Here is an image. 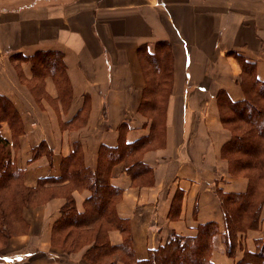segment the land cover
Segmentation results:
<instances>
[{"label": "crops", "instance_id": "0c3cea01", "mask_svg": "<svg viewBox=\"0 0 264 264\" xmlns=\"http://www.w3.org/2000/svg\"><path fill=\"white\" fill-rule=\"evenodd\" d=\"M161 41L182 48V63L174 62L165 143L148 146L142 153L153 183L136 185L122 162L111 168L110 177V183L122 191L115 212L131 221L132 248L138 259L164 242L170 230L192 235L198 224L215 221L221 231L215 190H246L247 179L230 176L221 156L231 133L220 121L217 96L224 92L232 101L243 99L244 71L237 56L252 62L255 77L264 82V0H0V96L23 122L21 133L14 136L0 121V135L16 147L12 160L29 186L41 178L59 177L62 160L74 143L83 165L93 172L101 146L115 147L148 136L150 122L138 110L147 82L140 49L156 48ZM47 51L62 56L66 81L46 73L39 97L30 58ZM36 101L55 122L49 137L34 131L33 122L24 119L22 104ZM41 143L46 151L38 147ZM34 149L38 155L32 158ZM89 195L88 189L73 192L78 211ZM63 203L56 198L32 211L43 221L16 241L27 237L40 250L47 248L51 224L46 217L50 215L53 222ZM172 208L177 215L170 221ZM141 212H152L153 217L136 225ZM263 233L264 205L258 229L238 236L234 257L224 254L218 237L212 262L236 264L244 250H254V241ZM109 238L113 245L121 243L116 231ZM34 254L1 259L20 263Z\"/></svg>", "mask_w": 264, "mask_h": 264}, {"label": "trees", "instance_id": "16d2710c", "mask_svg": "<svg viewBox=\"0 0 264 264\" xmlns=\"http://www.w3.org/2000/svg\"><path fill=\"white\" fill-rule=\"evenodd\" d=\"M166 41H161L156 48H163ZM144 47L140 49L145 74L151 56L156 52ZM243 67L244 76L241 78V86L244 97L241 101H232L226 93L220 92L218 99V111L222 125L230 133V139L222 145L221 156L227 160L228 173L230 176H243L247 178V187L244 192L226 193L216 189V195L220 198V210L223 227L220 231L218 223L208 221L198 224L192 235L170 234L164 242L158 244L154 249H149L146 258H136L133 248L131 234L126 226V219L119 217L115 212L116 200L121 196V189L110 183L111 168L118 162H122L124 171L132 178L141 177L149 173L152 180V170L146 166L139 155L143 149L150 147L149 136L139 138L135 142L117 145L115 147L103 146L100 150V160L95 171L91 172L79 161V146L74 143L73 148L63 162L68 166L71 162L81 165L70 172L63 171L59 177L39 179V184L54 187L53 184L67 183L64 187L75 189L74 184L89 190L90 195L84 200L86 209L77 211L74 199L67 191L66 203L62 206L60 217L53 226V233L64 232L63 239H67L73 228L88 227L98 219H103L110 227H115L124 234V240L117 245H109L106 241L107 229L103 230L102 237L97 232L92 242L84 253V258L92 264H114L120 259L118 251H122L126 259L125 264H214L211 255L218 237L224 245L225 254L232 258L238 247V236L240 232L256 230L260 222V207L264 202V82L255 77L254 65L245 58L237 56ZM34 73L38 79L48 73L66 81L62 56L55 52H37L30 58ZM157 61V60H156ZM144 98L139 104V111L145 114L149 106L147 96L149 83L146 80ZM219 97V96H218ZM228 111V113L224 110ZM154 109L148 111L150 113ZM5 111L10 112V120L18 122L12 124L14 136L21 133V123L17 112L10 102L0 96V121H3ZM150 116V114H148ZM151 117V116H150ZM149 117V118H150ZM11 125V124H10ZM19 127V128H18ZM18 128L19 131H16ZM10 143L0 135V234L2 237L8 235L7 216L18 214L20 208L28 203L29 198L35 193L34 189L21 185L20 178L23 170L14 163L9 153ZM40 146V145H39ZM38 146V147H39ZM42 144L40 147L45 148ZM45 151V149H43ZM34 149L32 158L38 154ZM50 152H48L49 156ZM15 181L11 193H5L9 181ZM70 182L74 186H70ZM51 190V189H49ZM52 193V192H51ZM177 204V203H176ZM16 217V216H13ZM65 241V240H63ZM75 243L68 247L75 248ZM117 252L109 261L103 258L108 254ZM104 261V262H102ZM236 264H264V233L255 240V248L252 251L244 250L241 259Z\"/></svg>", "mask_w": 264, "mask_h": 264}, {"label": "rangeland", "instance_id": "374dc122", "mask_svg": "<svg viewBox=\"0 0 264 264\" xmlns=\"http://www.w3.org/2000/svg\"><path fill=\"white\" fill-rule=\"evenodd\" d=\"M153 49L154 48H151L150 50L153 51ZM154 52H156V54L155 56L150 57L149 64H148V67L146 69V74H145L146 79L148 80V83H149V90L147 94L149 98V106H146V105L143 106V108L147 107L146 109H144L145 114L139 111V114L142 115V118L145 121L150 122L151 128L149 130L148 136H149V139L151 138V142L148 143L150 145L149 149L160 147L165 143L164 131H165V121H166V110H167L169 95L172 92V88H173L174 62L177 60V62L180 61V64L182 63V48H178V46H173L171 42L166 41L165 46L163 48H156ZM41 80L40 79L36 80V85L34 89L35 92L37 93V96L39 97L42 96L43 91H44L43 83ZM218 96H217L218 97L217 105H218V99L220 100V95L218 94ZM33 103L34 104H30L29 106H28V102L22 104L24 107L23 109L24 119L27 124L33 122L34 131L41 132L42 134H46L49 137L53 129L56 128L55 122L49 118L47 113L40 111L42 109L41 101H36V103L35 102ZM152 108L154 110L148 113V111L152 110ZM138 110H139V106H138ZM224 111L228 113L227 109ZM5 113L8 117L6 118L4 116L3 121H5L8 124L12 133H14V130L12 129V124L13 123L17 124L18 122L14 121L12 123L10 120V112L5 111L4 115ZM148 114H150L151 117L148 116ZM18 116L20 119L19 123H21V128H22L23 122L19 114ZM81 119L82 117L78 118V120H81ZM18 128L16 131H19ZM42 144L44 143H41L40 146H42ZM102 147L103 146H101L99 149V156H100V150ZM8 149H9V153L11 156L16 152V147L14 146V144L10 143V146L8 147ZM40 149L41 150L45 149L46 151V148L44 147L43 148L40 147ZM146 149H143L141 151L139 155L140 159L142 158V153ZM78 157L80 158L81 161L79 162L82 165L81 150L79 151ZM65 163L66 162H63L60 165V168H59L60 174H62L63 171H65V173L66 172L68 173L70 172V170H73L75 168H79V167H80L79 169L82 168V166L78 164H76L75 166L73 164L74 162H71V164H69L68 166ZM232 177H241V176H232ZM149 179H150L149 173L141 176L139 179H136L135 177V184L136 185H150L153 183V175H152V180L150 181ZM19 182L21 183L22 186L26 188L34 189L35 193L29 198L28 203L24 204V206L20 208V210L18 211V214L17 213L8 214L6 218L7 227H8L7 233L9 234L4 235V237H2L0 234V264H50L53 262H57V264H92L88 260H86V258H84V253L89 247L90 243L92 242L93 237L96 235L97 232L102 237L103 230L104 229L108 230V232H106L105 239L109 243V245H113L111 244L110 238H109V233L112 231H116L119 233L120 242L124 240V234L121 233L119 230H117L115 227L113 228V227H110V225L108 226L107 223L103 219H100L99 221L97 219L93 223H90L88 227H79L76 229L73 228L72 233L68 236V238L63 239V235L66 231L61 232V233H53V226L56 220L60 217L61 211H63L61 209H62V206H64V204L66 203L65 194L67 193V191H70V194L72 195L74 199L75 209H77L75 198L73 196V192L75 190L80 192L86 188L80 187L74 184L75 187L77 188L71 190V189H68L67 187H64V185H66L67 183L61 182V180H59L58 183L53 184L54 187H48L51 190L49 189L46 190L44 185L39 184V181H37V183L34 186L27 185L24 182L23 176H21ZM14 183L16 182L13 180L9 181L7 189L3 191L8 194L11 193V189L15 186ZM74 185L70 182V186H74ZM121 194H122V191H121ZM56 198L63 200L64 203L58 211V217L53 222H50V215L46 217L47 223L51 224V233H50L48 247L43 248V250L45 251L40 250L38 248V245L32 244L31 239L28 240L27 237L23 240L21 239L20 243H18L16 240L19 237L27 235L29 234V232L36 230L39 224L43 221V218L41 217L39 213L33 214L32 211L35 212L36 211L35 209H37L38 207L44 206L46 203ZM120 199H121V196L116 201L119 202ZM215 201L217 202L220 208V198L218 197V195H216ZM176 202H177V198L174 199V202H173L174 206L171 204V207L173 206V208L176 209ZM263 205H264V202L260 207V213H261ZM173 208L168 216L170 221L175 220L176 215H177V212H175ZM28 209H30L31 211H28ZM85 209H86V205L83 201L82 206H81V212H83ZM137 215H140V217L137 216L135 218L136 223H137L136 225H139L142 221L146 222L148 221V219H150V217L151 218L153 217L152 212L151 213L141 212ZM13 216H16V217H13ZM126 226L131 234V240L133 241L132 231H131L132 229L131 221L129 219H126ZM245 232H240L239 235L242 237L245 234ZM172 233H175V231L170 230L167 234L169 236ZM73 243H75L76 245L75 248H71V250L68 251L67 250L68 247ZM254 246H255V241H254ZM215 247H216V243H215ZM28 251L30 253H34L36 251V254H34L32 257L25 258L20 263L19 261H15L13 263H10V262L6 263L3 259H1L2 256H5V255H12L15 253H26ZM115 251L116 250H113V253L108 254L106 257L103 258V260L109 262L114 257V255L117 253ZM223 251H224V248H223ZM50 253L52 254V257H53L52 259L49 256ZM118 255L120 256V259L118 261H115L114 264H125L126 263V259L124 258L125 254L119 250Z\"/></svg>", "mask_w": 264, "mask_h": 264}]
</instances>
